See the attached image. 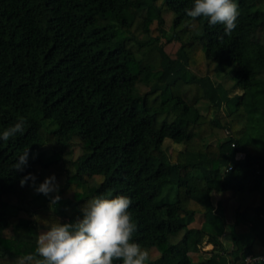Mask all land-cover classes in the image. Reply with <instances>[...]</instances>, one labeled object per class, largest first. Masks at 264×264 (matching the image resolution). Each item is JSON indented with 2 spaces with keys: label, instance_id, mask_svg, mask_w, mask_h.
<instances>
[{
  "label": "trees",
  "instance_id": "16d2710c",
  "mask_svg": "<svg viewBox=\"0 0 264 264\" xmlns=\"http://www.w3.org/2000/svg\"><path fill=\"white\" fill-rule=\"evenodd\" d=\"M236 2L227 35L186 15L193 0H0V132L25 120L23 134L0 139V264L109 193L131 199L147 264L263 253L264 0ZM165 139L181 148L168 153ZM26 148L23 171L11 169ZM44 171L61 184L55 204L56 193L20 184Z\"/></svg>",
  "mask_w": 264,
  "mask_h": 264
},
{
  "label": "clouds",
  "instance_id": "9594fccd",
  "mask_svg": "<svg viewBox=\"0 0 264 264\" xmlns=\"http://www.w3.org/2000/svg\"><path fill=\"white\" fill-rule=\"evenodd\" d=\"M192 19L204 18L210 26L223 25L230 35L237 27L239 6L236 0H193L185 9ZM25 120L21 117L2 132L4 141L23 134ZM26 148L11 169L23 171L28 162ZM31 181L34 191L48 197L50 204L59 201L55 175L36 184V177L28 173L20 179L21 186ZM132 204L125 195L100 194L87 200L80 208L81 216L72 222L61 223L57 218L39 232L33 253L19 257L16 264H147L149 252L133 239L137 225L128 211ZM254 264H264V257H255Z\"/></svg>",
  "mask_w": 264,
  "mask_h": 264
},
{
  "label": "rangeland",
  "instance_id": "374dc122",
  "mask_svg": "<svg viewBox=\"0 0 264 264\" xmlns=\"http://www.w3.org/2000/svg\"><path fill=\"white\" fill-rule=\"evenodd\" d=\"M221 76V75H220ZM219 80H223V82H224V85H225V87H227V88H232V81L229 79V78H227L226 76H221V77H219ZM201 109H200V111H204L205 110V104H201ZM164 148H165V150L169 153L170 152V150L172 149V148H177V149H179V148H181L180 147V145H178V144H174V143H172L169 139H165V142H164ZM41 150L43 151V152H45V154H49L51 151H50V149H49V147L48 146H42L41 147ZM47 176H50V174L48 173V171H44L43 172V178H45V177H47ZM57 182V181H56ZM57 184H58V189L61 187V184L60 183H58L57 182ZM231 195L229 194L227 197H226V200L224 201L225 202V206H226V210H227V214H228V219H230V215H231V211H232V206H233V200L231 199V197H230ZM43 214V213H42ZM200 222V219H197V221L195 222V224L197 225L198 223ZM44 230H46V229H39V230H37V231H35V233L37 234V236H38V234H39V232H41V231H44ZM25 232V231H24ZM221 239H222V241L223 242H225L226 244H230V236H229V232H228V230H226V234H224L223 236H221ZM211 247V245L210 244H207L206 242H204V243H202L201 244V247H200V251L199 252H197V253H191L192 254V260L194 261V262H199V261H201L202 259H204L206 256H207V251L209 250V248Z\"/></svg>",
  "mask_w": 264,
  "mask_h": 264
},
{
  "label": "built area",
  "instance_id": "2783aa9c",
  "mask_svg": "<svg viewBox=\"0 0 264 264\" xmlns=\"http://www.w3.org/2000/svg\"><path fill=\"white\" fill-rule=\"evenodd\" d=\"M237 157L241 158V157H243V154L241 152H239L237 154ZM259 256L260 257H264V248H263V253L260 254ZM254 262H255V257L248 256V257L245 258L244 264H254Z\"/></svg>",
  "mask_w": 264,
  "mask_h": 264
},
{
  "label": "crops",
  "instance_id": "0c3cea01",
  "mask_svg": "<svg viewBox=\"0 0 264 264\" xmlns=\"http://www.w3.org/2000/svg\"><path fill=\"white\" fill-rule=\"evenodd\" d=\"M228 195H229L228 193H226V194L223 195L224 201L226 200V197H227ZM226 230H227V229H226ZM225 234H226V231H225ZM226 245H230V244H226ZM210 248H211V247H210ZM210 248H209V249H210Z\"/></svg>",
  "mask_w": 264,
  "mask_h": 264
}]
</instances>
